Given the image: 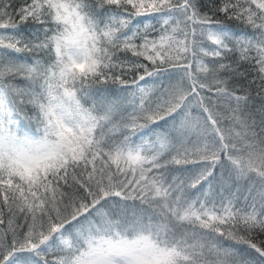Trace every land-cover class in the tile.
<instances>
[{
    "label": "snow or ice",
    "instance_id": "snow-or-ice-1",
    "mask_svg": "<svg viewBox=\"0 0 264 264\" xmlns=\"http://www.w3.org/2000/svg\"><path fill=\"white\" fill-rule=\"evenodd\" d=\"M0 264H264V0H0Z\"/></svg>",
    "mask_w": 264,
    "mask_h": 264
},
{
    "label": "trees",
    "instance_id": "trees-1",
    "mask_svg": "<svg viewBox=\"0 0 264 264\" xmlns=\"http://www.w3.org/2000/svg\"><path fill=\"white\" fill-rule=\"evenodd\" d=\"M221 19H223V17H221ZM229 23H231L232 25H235V26H242L240 21H236V20L230 21ZM128 79H129V86H130L131 85V77H129ZM120 86L121 85H115V87H120ZM33 131H34V127H33Z\"/></svg>",
    "mask_w": 264,
    "mask_h": 264
}]
</instances>
